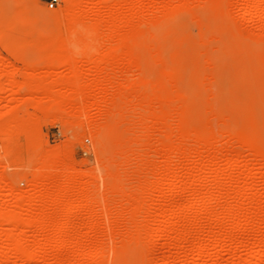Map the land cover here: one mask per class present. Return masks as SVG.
<instances>
[{"label":"rangeland","instance_id":"rangeland-1","mask_svg":"<svg viewBox=\"0 0 264 264\" xmlns=\"http://www.w3.org/2000/svg\"><path fill=\"white\" fill-rule=\"evenodd\" d=\"M137 1L141 11L138 13L126 12L127 25L130 24L126 27L129 29H126V32H132L136 23H142L144 27H147L151 22L162 19L165 11L159 9L160 2L172 4L176 0H132L134 3ZM185 1H187V7L179 9V17L182 22L174 29L175 31L169 38L162 35L161 29L151 28L152 45L149 44L148 49H150L145 53L150 56L151 65L149 68L151 70L145 68L144 70L147 71L144 72L128 62L129 57H124L126 52L124 48L121 49L124 51L123 57L119 55L123 65L119 63L120 59L114 61L118 62L120 67H125V63H130L126 65V67L128 66L126 69L122 68V70L115 64H112L114 68L112 66L110 70L108 67H104L107 69L105 70L102 67H97L93 61L95 57L77 60L70 53L67 57L65 56L66 59L63 57L64 60H61L60 57L53 59L50 54L54 48L52 39L54 27L52 22L38 13L35 5L39 4L48 12H55L63 7L62 0L53 8H48L49 0H0V124L2 125V127L0 125V130L6 126L8 120H11V114H13L12 120L18 117V122L19 117L22 120L23 116L27 115L24 116L25 121H29L30 128L34 125L32 131L28 132L30 135L24 132L23 127L21 133L18 130L24 119L22 123L21 120L19 123L17 121V123L12 121L10 123L9 121V127L11 124L12 126L17 124L18 127L19 124L18 128L11 126V129L6 126V130L0 131L1 213L14 210L22 217H27L30 216L29 212L32 214L41 212L47 207L46 204L36 203L33 199L28 201L26 198L24 201V195L31 193V190L33 192L34 184L31 183L33 171L30 169H33L37 163L40 164L37 162L39 161L37 159L40 158L39 153L41 155L45 153L47 159H54L57 155L65 153L63 161L80 172L81 176L77 180L80 184L86 185L88 195L94 193L92 187L96 185L99 193L104 194L105 176L110 174L109 170L111 173L112 171L115 173L110 176H115L112 191L116 194H112L109 198L107 203L109 209L108 206H103L102 209L100 206L104 203L99 206V203L95 202L92 203L94 212H92L91 220H88L83 208L67 215L66 222L75 225L76 228L69 230L65 242L67 243L66 247L55 248L58 235L54 228L59 223L55 225L54 221L60 222L59 213H57L59 215H55L56 219L51 226H48L50 231L45 232L46 234L38 231L35 227H30L23 233L15 232L21 239L27 236L32 250L38 254L37 260L30 264H264V161L254 158V154L251 155L250 151H247L245 146L238 142L239 140L230 136L231 134H227V130L224 131L229 123H235L236 119H234L235 121L230 120L233 118L232 116L239 115L241 118L237 119V124L241 122L243 130L250 133L251 140L261 146L264 142L262 141L264 140L262 139L264 138V134H262L264 133V108L261 106L264 105V101H262L264 100V1L259 0L255 8H248L244 0H226L227 12L223 14L215 13L217 11L213 12L210 6L207 10L204 6L206 0ZM112 2V0H103L101 4H106V6L100 5L92 12L105 16V7L112 5ZM203 10H207V12ZM129 26L130 28H128ZM132 27L133 29H131ZM238 34L242 38H239ZM130 59L132 60L131 57ZM102 70L104 71L102 72ZM99 71L106 76L113 74L117 75V78L125 77L126 79L139 77V74L142 77L143 72L150 79L155 77L153 81L156 79L161 87L159 89L164 90L163 93L168 91L172 94L168 93L166 97L162 96V99H165L161 106H164L169 95L172 96L168 98L172 100L167 99L168 102L172 101L168 106L170 113L168 116L163 114L168 123L164 121L165 118L162 119L164 122L159 123V125L162 123L161 126L157 125L160 129L156 126L157 130L155 131V128L151 132L153 137L149 140L151 144L158 146V142H162V140L160 142L161 138L168 139L167 137H169L167 141L163 140L165 143L162 142V144H168L167 146L170 148H175L176 145L182 150V154L180 153L176 158L177 164L174 173V178L180 181L179 186L185 188L182 193H176L177 188H172L167 179L160 178L163 176L162 167L165 166L162 156L166 154L165 147L167 146L164 147L160 144L161 146L158 147L163 146L164 148H158L156 151L153 144L152 146L150 144L153 150L151 149V152L147 150L149 153L146 151L152 165L155 163L154 167H161L162 170L158 168V173L162 171L159 173L162 176L158 180V173L154 172L153 167V172L147 182L148 191L145 193L142 191L139 177L123 176L125 165L122 164V161L126 154L123 146L121 149L125 153L121 152L122 154L117 153L121 150L120 146L119 148L115 147L119 149L117 151L113 149L114 145L112 147V144L107 145L108 150L97 154L93 148V140L84 134L77 119L64 118L60 112H42L39 106L40 104L41 106L46 105L47 102L42 101L43 104L41 102L39 105L32 102L36 101L34 98H42L43 95L36 93V97L33 96L32 101L28 96L27 87H25L27 90L25 91L24 86L21 85L27 79L29 80V76L30 80L49 81L58 78L60 80L64 76L73 74L80 75L86 82H89L99 75ZM101 73L100 75H102ZM12 80L14 81L12 82ZM15 81L20 83L17 84ZM147 87H144L145 92L151 94L152 88L148 87L149 90L146 91ZM26 97L29 98L28 101ZM172 103L173 110L171 109ZM33 104L40 110L37 111ZM153 105H156V109H160L159 102L155 98ZM179 107L192 110V113L191 111L189 113L195 115L193 122L197 127L205 126L206 129L212 131L213 139L211 140L213 141H210L209 147L203 151L202 157H198L194 151V149L197 151V147L200 146L197 139L195 140L193 135L192 139L190 134H188L190 138L187 135V137H182L176 129L177 112L181 110ZM86 111H89L90 114L83 115L85 117L83 118L93 122L97 113L91 111L90 108ZM16 112L17 115H15ZM31 116L35 120H32ZM229 117V123L226 125ZM148 120L154 122L155 117L151 115ZM238 121L240 122L238 123ZM234 123L235 126L236 123ZM7 128L12 131L7 132ZM166 130L170 132H166ZM12 132L13 134H11ZM32 132L35 134L33 135ZM171 143L172 145H170ZM148 145L147 149H150L151 147L149 148ZM134 147L137 146H125L124 148L133 150ZM112 149L117 154H114ZM116 155L121 159L124 157L123 160L119 157L117 160ZM137 159L134 158L133 163H136ZM116 160L121 162L116 163ZM36 166L35 168H38ZM216 169L217 171H215ZM106 170L108 171L106 172ZM229 177L234 180L230 179L232 183L228 182ZM28 180L30 183L27 182ZM122 185L133 188H137L135 186L138 185L137 194L133 195L135 200L132 197V200L122 198L121 193L116 190ZM11 186L14 188L10 189ZM131 187L128 189L131 190ZM77 193V189H74L66 192L64 196L72 199ZM21 194L23 196H19ZM238 194L240 198L237 196ZM30 197L33 198V194ZM192 197H194L193 202ZM22 198L23 200H21ZM175 205L180 208L178 209L180 211L179 228L183 229L187 226L195 228L192 236L187 237L189 240L187 239L186 247L180 245L181 242L179 244L175 242L172 238L175 234L172 231H168L163 237L156 235L155 230L163 222L166 221V224L163 223L165 225H172L171 214H173ZM228 205L229 207L240 205L238 207L242 208L239 209L236 219V223L239 225H233V229L230 226L232 221L226 217V210L224 211ZM249 207L254 208L252 211L255 212L251 215L256 214V216L254 215V221L252 216H249V220L252 219L251 225H245L244 216L250 215L247 210L251 209ZM99 209L104 211H102L103 214ZM243 210L246 212L245 215ZM223 211L224 213H221ZM221 214H224L222 218L225 216L223 221ZM102 215L103 217H101ZM217 217L219 218L218 222H214L213 220ZM193 219L197 221H193ZM167 221L170 222L167 223ZM89 222L93 224L91 228L87 227ZM141 226L147 227L146 232L139 231ZM0 228L4 230L3 233H6L3 235L0 233L2 248L0 257L6 259L3 260V264H26L22 258V260L18 259L14 253L4 250L8 243L7 233L10 226L2 222ZM137 228L139 229L137 230ZM135 229L139 233H135ZM212 231L224 235L229 234L232 240L217 247L216 251L213 250V243H210L203 254H195L196 239L207 237L213 233ZM140 232H145V234L142 235ZM225 232L227 233L225 234ZM134 233L138 234L137 237ZM44 238H48L50 243L38 250L35 245ZM259 239L262 243L255 246ZM135 240L139 245L133 244L136 242ZM77 241L79 244H76ZM243 242H247L244 247ZM102 243L105 246L110 245V248L115 247V255L113 256V253L112 256L111 253L99 254V245ZM164 256H167L168 261L161 263L160 260Z\"/></svg>","mask_w":264,"mask_h":264},{"label":"bare ground","instance_id":"bare-ground-1","mask_svg":"<svg viewBox=\"0 0 264 264\" xmlns=\"http://www.w3.org/2000/svg\"><path fill=\"white\" fill-rule=\"evenodd\" d=\"M102 1L103 0H62L63 7L60 8L59 10L55 11V12H48L39 4L35 5V8L38 11V13L42 17H44V18L48 19L50 22H52L53 27H54V37L52 38L53 42H54V48L50 54L51 58H53V59L58 58L59 59V57H60L61 60L66 59V57L69 55V49L67 47L68 32L71 29V26L73 23L79 22V21H85L95 29V32L97 33V36L102 43L101 54L99 56L95 57V59L93 60V61H95L94 63L97 65V67H99V68L100 67H102V68L108 67V69L110 70V68H112V66H113L112 64H115V66H117L119 63H122L121 65H123V62H121V59H120L121 56H119V55H122V57H123V55L125 54L124 57L125 56L129 57V60H131L130 57L132 58V60L131 61L128 60V62L132 63V65L134 67H138L140 70H143L144 72H146L147 70H151L149 68L150 67L149 65H151L150 56L149 55L147 56L145 54L147 52V50L150 49V48L148 49V46H149V44H151V41H152L151 38H153V36H151V33H150L151 28L161 29V31L164 32V34H163V32H161L162 35L166 38H169L172 35L171 33L175 31L174 29H176L177 26H179L181 24L180 22H182V20L179 17L180 16L179 9L187 7V1H185V0H176L172 4H169V3L165 4L166 2L161 1L159 4V9L165 11L164 17H162V19L151 22L147 27H144V25L142 23H136V25L134 26V30H132V32L131 31L126 32V29H127L126 27L128 25H130V24L127 25L128 21L126 19L127 17L125 16L126 12L127 13L128 12L129 13L130 12H132V13L140 12L141 7H140L138 1H137V3H134V2H132V0H112L113 1L112 5L111 4H110V6L108 5L109 6V7L107 6L108 8L105 7L106 8L105 12H104L105 16H102L100 13H93L92 12V10L94 8L100 7V5H104V4H101ZM244 1L246 2L248 8H255L259 3V0H244ZM262 1H264V0H262ZM206 2H207V4H205ZM206 2L204 3V6L206 9L208 8V6H210V9H213V12L217 11L215 13L221 12L223 14V13L227 12L226 11L227 7L225 8L226 0H208V1L206 0ZM206 5H207V7H206ZM104 6H106V4ZM207 10H203V11L207 12ZM225 18H226V16H225ZM128 28H130V26ZM131 29H133V27ZM127 30H129V29H127ZM238 36H240V35L238 34ZM239 38H242V37L240 36ZM122 48H124V51L126 50V52H128L129 54L126 52L124 53L123 50L121 51ZM151 50H153V48H151ZM63 57H64V59H63ZM116 59H120V62L119 63L114 62V61H116ZM122 59H124V58H122ZM122 61H125V60H122ZM130 63H127V64H130ZM127 64L125 63V65H124L125 67H120V65H118V67H120L121 70H122V68L126 69L128 67V66L126 67ZM132 65H130V66H132ZM113 68H114V66H113ZM145 68H149V69H147L145 71L144 70ZM152 68H154V67H152ZM125 69H123V70H125ZM105 70H107V69H105ZM103 71L104 70H102V72ZM100 73L93 80H91L89 82H86L82 76L76 75V74L64 76V78H62V79L60 78V80L58 78L56 80L51 79L49 81L48 80L39 81L40 79L38 81L37 80H30V76H29V80L28 79L26 80V78H28V77H26L25 78L26 82H24L25 80L23 79L22 81L24 83L22 81L21 82L24 85L23 84H21V85L24 86V89H25V87H27L28 96L31 97L30 98L31 100L33 99L32 98L33 96L36 97V95H35L36 93H40L43 95L42 98H38V97H36V99L34 98V100H36L37 102L36 101L34 102L32 100L33 101L32 103H35V104L37 103L38 105L42 101L47 102L46 105L41 106V104H40L39 107H40L42 112H44V113H48L51 111L52 112L53 111L54 112H60L64 118L77 119L78 122L81 124V127H82V130L84 131V134H87L93 140V143H94L93 148L97 154L102 153L105 150H108L107 145L112 144L111 145L112 147L114 145L113 149L117 150V151L119 149H116L115 148L116 146H118L117 148H119V146H120V149L123 146V149L126 152L125 155L123 154L125 156V158L122 157V159H121V157L116 155L117 160H118V157L121 160H123V158H124V160L122 161V164L125 165L123 176L124 177L125 176H127V177L128 176L129 177L130 176L139 177L141 179L140 182H141L142 191L146 193L148 191V187H147L148 178L152 174L153 167H154L153 165L155 164L154 163L152 165V162L150 161V159H148L149 158L148 155H146L147 150H149V151L151 149L153 150V148L151 147L153 143L151 144L150 143L151 141L149 139L151 137H153L151 132H153V130L155 128H156L155 129V131H156L157 127H158L157 125H159V123L163 121L162 119H164L165 116H168V114L170 113L169 112L170 108L168 106H170V103L172 101L168 102L167 99L169 97H172V96H170L172 94L168 91L163 93L162 91H164V90L161 91L159 89L160 85L156 81V79H154V81H153V78H155V77L150 79L147 75L145 76L143 74V72H142V77L140 76L141 74H139V77L136 76L137 78L131 77L128 79H126L124 77V75H123L124 78H121V77L117 78V75L115 76L113 74H110V75L106 76L104 73H101L102 75H100ZM110 73H112V72H110ZM103 74H104V76H103ZM106 74H107V72H106ZM111 75H113V76H111ZM119 76H120V73H119ZM147 78H148V80H146ZM13 81L14 80H12V82ZM168 82H170V81H168ZM15 83H17V81H15ZM18 83H20V82H18ZM184 83H186V82H184ZM146 85L148 87H150V89L152 88L151 94H148L147 92H145L144 87H147ZM148 87L146 88V91L149 90ZM157 89H159L160 92L159 91L157 92ZM194 90H196V89H194ZM25 91H27V90L25 89ZM168 93H170V95L165 100V103H164L165 108H163L164 106H161V104L163 103V99H165V98L162 99V96L166 97V95ZM163 94H165V95H163ZM26 95H27V93H26ZM154 98L159 102L160 109L159 108L156 109V105L155 106L153 105V99ZM195 98H197V97H195ZM26 99L28 101L29 98L26 97ZM26 99H25V101H26ZM168 100H172V99L170 98ZM262 101H264V100H262ZM262 101H261V104H262ZM42 104H43V102H42ZM33 105H32V107H33ZM171 106H172L171 109L173 110V103L171 104ZM261 106H262V108H264V105H261ZM34 107H35V109L37 108V111H38L39 107L35 106V105H34ZM88 108H90L91 111L97 113V117L94 119L93 122H89V121H86L84 119L85 117L83 115L90 114L89 111L88 112L86 111ZM180 108L181 107H179V109ZM181 110L177 112V116H178L177 118L178 119L176 122V129L178 130V132L180 133V135L182 137H185L187 135L190 138V136L188 135V134H190L191 137L193 135L195 140L197 139L200 146H199V148L197 147V151L195 149H194V151L198 157H202L203 151H206V149L209 147L208 145L211 144L210 141H213V140H211V139H213L212 138L213 136L211 134L212 131H209L210 129H206L205 126L197 127V125H195V122H193V120H194L193 116H195V115L191 114L192 115L191 116L189 113L190 111L192 113V110L189 111L187 108L186 109L181 108ZM40 114H41V112H40ZM193 114H195V113H193ZM12 115L13 114H11V120H8L7 124L9 123V121H10V123H11V121L15 123L18 120V117L16 116L17 119L14 118L13 120H15V119L16 120L13 121ZM15 115H17V112ZM148 115H150V116L153 115L155 117V121L154 122L149 121L150 119L148 120V117H150V116H148ZM24 116H23V119H24ZM197 116H198V114H197ZM230 117L228 118L226 125L229 123ZM232 117L233 118H231L230 120L235 121L234 119H236V121H235L236 124L234 122H232L231 124L229 123L227 126L225 125L226 128L224 131L227 130L226 131L227 134L229 133V134H231L230 136L239 140L238 142L242 146H245V149H247V151H250L251 155H252V153L254 154L253 155L254 158H256V159L259 158V160L261 159L262 161H264V142H262V146L254 143L251 140V138L249 137L250 133H247L246 131L243 130L242 126L240 125L241 122L238 121V123L239 122L240 123L237 124V119L239 118V115L238 116L236 115V117L235 116H232ZM20 118L21 117H19V122L21 120ZM31 118H32V120H35V119H33L32 116H31ZM240 118H239V120H240ZM196 119H198V118L196 117ZM22 120H21V123H22ZM164 121H166V123H168L167 118H165ZM28 122L25 121V119H24L23 124L20 123L22 126L20 125V127H19V124H18V127L20 128L18 130H20V133L22 132L21 131L22 127L24 128L23 130L25 133H28L30 130L32 131V129L34 128L33 127L34 125H32V128H30ZM233 123L235 124V126L233 125ZM7 124H5V125L7 127H9V124L8 125ZM161 124L159 126H161ZM197 124H198V122H197ZM229 125H231V126L233 125V126L232 127L230 126V128H228ZM6 126H4V128H2L0 131L3 132L4 130H6V128H5ZM11 126H12V124L10 125L9 128H11ZM15 126L17 127V124L13 125L12 128ZM1 127H2V125H1ZM165 127H167V126L165 125ZM168 129H169V126H168ZM261 129H262V127H261ZM261 129H260V132L262 131ZM10 130L8 129L7 132ZM169 130H166V132H168ZM25 133H23V134H25ZM11 134H13V132ZM28 134L30 135V133H28ZM34 134H35V132L33 133V135ZM262 134H264V133H262ZM7 137H9V135H7ZM193 137H192V139H193ZM167 138L169 139V137H167ZM168 139L161 138L160 142L162 140V142L165 143V141H167ZM262 139H264V138H262ZM148 140H149V145H148ZM163 140H165V141H163ZM262 141H264V140H262ZM162 142L161 143L158 142V144H159L158 146L164 145V147H165L168 145V144L167 145L162 144ZM150 144H151V146H150ZM129 145L137 146V147H134V149L136 148L135 150L132 148L134 151L131 149H128V148H126V149L124 148L125 146L131 147ZM147 145L149 146V148L150 147L151 148L147 149L148 148ZM170 145H172V143ZM158 146L156 144L155 145L153 144V147L155 148L156 151H158L157 150L158 148L163 147V146L162 147H158ZM165 148H166L167 152H166V154H164V156H162V157H164L163 159L165 161V166H164V168L162 167L163 172L160 171L163 173V176L159 175L160 172L158 173V171H159L158 168L161 169V167L157 168V166H155L156 169L154 167V172L157 171L158 180H160V178L161 179H164V178L167 179L169 182V185L172 188H177L176 193H178V194L182 193L185 190V188L179 186L180 181H177L174 178V173H175L176 164H177L176 158L178 157V155L181 153L182 150H180V148H178L176 145H175V148L174 147L170 148L168 146ZM167 148H168V150H167ZM113 149H112V151L114 152ZM123 149H121L120 152L118 151L117 153L118 154L121 152L125 153V152H123L124 151ZM161 150H164V149H161ZM31 151H32V149H31ZM92 151H93V149H92ZM112 151H111V153H112ZM194 151L192 150V152H194ZM117 153L114 152V154H117ZM39 154H40V158L37 159V160H39L37 162H40V164L37 163L38 165L37 164H36L37 166L35 165L38 168H35V166H33L34 170L30 169L31 171H33L32 172L33 173L32 179H31V183L33 182V184H34V185L32 184L34 186L33 192L31 190V193L25 194L24 195L25 198L24 197L23 198L25 199L24 201H26V198H27L28 201L33 199V201H35L36 203H39V204L44 203L47 205V207L44 209V211L42 210L41 212L39 211V212L33 213V214L31 212H29L30 216H27V217H22L20 215V213L15 212L14 210H10V211L8 210L7 212H4V213H1V211H0V213H1L0 214V225L2 222H4L10 226V228H9L10 230L7 233L8 243L6 244V247L4 248V250L6 252L14 253V256H16L18 259L22 258L26 264L28 262L30 264V262L37 260L38 254L32 250L31 245H29V238L27 236H25V237H23V239H21L20 237H18L19 235L15 234V232L19 231V232L23 233L25 230H29L30 227L31 228L35 227L38 231L43 232V233H45V232L47 233V231H50V230H48V228L51 226L53 221L56 219L55 215L57 213H59L60 215L59 214H57V215H59L60 222H58V221L55 222L56 220L54 221L55 225H56V223H59L58 226L57 227L55 226V228H54L57 231V232L55 231V233L58 235L57 236L58 241H56V243H55V248L56 249L64 248V247H66V244H67L65 242H66V237L68 236L69 230L76 228L75 225L66 222L67 221L66 220L67 215L68 214L70 215V213L71 214L75 213L78 210H80V208H83V210L87 214L86 217H88V220H91L92 212H94V210L92 211V206H93L92 203L98 202L99 206L102 205V203H104L102 206H100V208L103 209L105 206H108L107 208L109 209V205H107L109 198L112 194H116V193H113V191H112V183H113V179L115 176L110 177L112 175V173H113V175L115 174L113 171L111 173V170H109V171L106 170V172L108 171V173H110V174L105 176L106 179L104 178V180L106 181V183L103 187L104 188V194L99 193V189L96 185V186L92 187L94 193H92L91 195H88L86 193V190H87L86 185L80 184L77 180V178H79V176H81L80 172L76 171L70 165L65 164V162L63 161V157H64L63 155L65 153H63V155L62 154L57 155L54 159L48 158L49 160L47 159V156L44 155L45 153L42 155H41V153H39ZM123 155H120V156H123ZM134 158H136V159L138 158L137 159L138 161L135 160L136 163H133ZM118 162H121V161H117L116 163H118ZM158 166H160V165H158ZM27 167H28V165H27ZM215 171H217V169ZM26 174H28V173H26ZM104 175H106V174H104ZM25 176H27V175H25ZM160 176H162V177H160ZM231 178L232 177H229V180ZM229 180H228V182L232 183L231 180H233V179H231L230 181ZM27 182H29V180ZM193 184H195V183H193ZM217 184L219 185V183H217ZM217 184H216V186H217ZM216 186H215V189H216ZM11 187H10V189L14 188L13 186H11ZM128 187H131V186H128ZM128 187H127V185L126 186L122 185V187L119 188L121 190H119L118 188L116 190H118L121 193L120 195L122 196V198H125V199L130 198V200H132V199L135 200L134 199L135 197L133 195L137 194L136 190H138L137 188H139L138 185L135 186L137 188L131 187V190H129ZM74 189H77V191H78L77 195H75L74 198L69 199L66 196H64V194L66 192H70ZM241 189H243V188H241ZM133 190H135L134 191L135 193L133 192ZM23 194H21L19 196H23ZM30 194L31 195L33 194V198L30 197L31 196ZM237 196L239 197V194ZM131 197H132V199H131ZM23 198L21 200H23ZM125 199H124V201H125ZM144 199H145V197H144ZM127 200H126V202H128ZM193 201H194V197H192V202ZM174 202H176V201H174ZM239 204H241V203H239ZM238 206H240V205H237V207H231V206L229 207V205H228V207L224 209V211L226 210L225 211L226 217L230 221H232V223L230 225V226H232V228L230 227L231 229H233L234 226H237V224H238V223H236V219L238 217L239 209L241 208V207L239 208ZM61 207H62V209H59ZM251 207H253V206H251ZM251 207H249V208H251ZM107 208H106V210H107ZM173 209H174L172 211L173 214H171V216H172L171 217V219H172L171 224L172 225H169V226H171V228H168L169 226L165 225L166 224V221H165V222H163L165 224L162 223L163 225L161 224L155 230L156 235L159 237H161V236L163 237L164 235H166L168 233V231L169 232L172 231L175 234V235L173 234L174 237H172L175 240V242H177L178 244L181 242L180 245L182 244V246L186 247L187 242H188L187 237L189 235L192 236V234L195 231L194 230L195 228L193 229L192 226L191 227L187 226V228L184 227L183 229H181L182 227L179 228L178 225L180 222V213H179L180 211H178V209H180V208H178V206L175 205ZM253 209L252 208L250 210L247 209L249 211V212L248 211L247 212L250 215H247L246 212L243 210L244 215L245 214L247 215V216L243 215L245 217V221H244L245 225H249L250 221L252 219L254 221V215L256 216V214L251 215V213L255 212V211H252ZM100 211L102 212L103 210H100ZM224 211L221 213H224ZM103 212H102V214H103ZM106 213H104V214L106 215ZM223 215L224 214L220 215L221 218ZM257 215H258V213H257ZM220 216H218V217L220 218ZM249 216H252L251 220H249L250 219ZM101 217H103V215ZM214 217H216V216H214ZM218 217L215 218V220H213V221L218 222V219H219ZM221 218H220V220H221ZM223 218H222V221H223ZM229 220H227V221H229ZM193 221H197V220L193 219ZM169 222L170 221H167V223H169ZM92 226H93L92 222L91 223L89 222L87 227L91 228ZM244 227H246V226H244ZM247 228H248V226H247ZM138 229L139 228H137V230ZM146 229H147V227L145 228V227L141 226L139 231H145L146 232ZM137 230H136V232L135 231L134 232L137 233L138 232ZM198 230H197V232H199ZM3 231L4 230L0 228V233L2 235L5 233V232L3 233ZM52 232H54V231H52ZM145 232L144 233L140 232V233L142 235H144ZM226 233L227 232H225V234ZM137 235L135 234L136 237H137ZM196 240H197V245L194 249V253L201 255L207 250L210 243H213V245H214L213 250L216 251L217 247L225 245L227 242L231 241L232 239H230L229 234L224 235L222 233H218V232L214 231L211 235H207V237H205V236L198 237ZM79 241H77L76 244H79ZM48 243H50L48 238H44L41 242L37 243V245H35V246L38 250L39 249L41 250V248H44V246L48 245ZM246 243L247 242L242 243L243 247L246 245ZM261 243L262 242L259 239V240H257L256 245L255 244H253V245L257 246ZM133 244L139 245V243L137 241L133 242ZM99 246H100L99 247L100 249L98 250L99 254L111 253V256H112V253H113V256L115 255L114 254L116 252L115 247L110 248V245L105 246L104 243L100 244ZM111 246H113V245H111ZM126 246H128V245H126ZM184 247H183V249H184ZM0 249H2L1 246H0ZM0 253H1V251H0ZM3 260H6V259H3L0 257V264H3ZM167 261H168L167 256L162 257L160 260L161 263H166ZM245 264H248V263H245Z\"/></svg>","mask_w":264,"mask_h":264},{"label":"clouds","instance_id":"clouds-1","mask_svg":"<svg viewBox=\"0 0 264 264\" xmlns=\"http://www.w3.org/2000/svg\"><path fill=\"white\" fill-rule=\"evenodd\" d=\"M70 55L74 59H91L99 56L102 51V43L95 29L85 21L72 24L68 32V44Z\"/></svg>","mask_w":264,"mask_h":264},{"label":"built area","instance_id":"built-area-1","mask_svg":"<svg viewBox=\"0 0 264 264\" xmlns=\"http://www.w3.org/2000/svg\"><path fill=\"white\" fill-rule=\"evenodd\" d=\"M61 0H49L48 8H53L60 3Z\"/></svg>","mask_w":264,"mask_h":264}]
</instances>
